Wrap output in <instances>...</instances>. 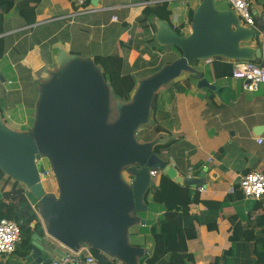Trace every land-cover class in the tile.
<instances>
[{"label": "water", "instance_id": "water-1", "mask_svg": "<svg viewBox=\"0 0 264 264\" xmlns=\"http://www.w3.org/2000/svg\"><path fill=\"white\" fill-rule=\"evenodd\" d=\"M218 1L197 2L188 32H177L170 21L153 17L156 44L175 46L180 55L137 79L128 101L113 97L93 56L60 49L57 67L45 70L37 82L30 127H9L0 111V170L35 198L43 223L44 238L31 235L30 251L23 258L27 264L67 257L47 236L72 252L84 244L123 264H141L148 248L131 243L129 231L145 224L139 213L147 209L149 170L157 168L192 188L204 185L202 173L182 176L154 151L162 139L140 141L136 136L149 122L155 93L181 73L196 75L198 88L216 90L190 61L262 57L257 42L264 22L257 18L255 27L244 26ZM41 158L50 164L56 193L43 187L47 174L40 169Z\"/></svg>", "mask_w": 264, "mask_h": 264}, {"label": "crops", "instance_id": "crops-1", "mask_svg": "<svg viewBox=\"0 0 264 264\" xmlns=\"http://www.w3.org/2000/svg\"><path fill=\"white\" fill-rule=\"evenodd\" d=\"M22 1L15 0L19 4ZM92 1H96V5ZM168 1L172 23L182 22L188 32V11L193 10L199 0ZM249 1L255 21L258 18L264 22L263 0ZM146 4L145 0H88L85 11L75 14L72 0H30L29 6H33L35 12L33 22L24 24L15 11L7 16L8 47L0 59V87L7 93L23 91V96L34 104L37 82L45 76V70L57 67L60 49L76 50L82 56L108 54L118 49L127 62V71L137 79L143 78L144 71L156 65L151 60L162 56L155 49L156 41H149L152 32L140 29L138 17ZM263 30L258 31L257 42L262 47V57ZM170 51L176 53L172 48ZM210 62L198 60L194 67L216 85V90L198 88L196 75L189 82L191 74L181 73L176 81L164 86L162 108L154 114L147 140L159 137L163 143L169 142L167 161L177 173L187 176V169L193 167L196 176L203 174L205 182L202 191L194 189L206 198L224 202L218 210L191 204V212H199L202 219L200 237L188 241L194 254L191 264H209L214 255L219 256L217 264H254L251 262L257 245L253 240L264 248V197L256 205L254 201L230 192L229 188L236 184L244 170L264 173V142H256L257 137L264 138V84L257 91H249L240 79L230 77L215 81ZM179 86L181 89H177ZM22 107L33 115V109L22 102L5 110ZM157 124L163 130L155 133L153 128ZM49 174L47 172L43 187L46 192L54 193ZM9 189L10 185H7L6 190ZM150 198L151 194H148L145 199L147 209L139 213L145 224L135 225L129 231L130 242L147 247V255L152 250V239L148 233L140 232L141 227H149V223L161 214L158 206L153 208L155 205L150 203ZM41 224L43 226L42 221ZM234 224H238V241L230 239ZM46 239L68 255L73 253L55 239L49 236ZM11 256L18 264H27L16 252ZM8 258L0 257V264H8Z\"/></svg>", "mask_w": 264, "mask_h": 264}, {"label": "trees", "instance_id": "trees-1", "mask_svg": "<svg viewBox=\"0 0 264 264\" xmlns=\"http://www.w3.org/2000/svg\"><path fill=\"white\" fill-rule=\"evenodd\" d=\"M29 1L30 0H23L19 4L16 3L15 0H0V59L3 57L5 50L8 47L6 41L7 35H5V32L7 31V16L15 11L18 16L22 18L24 24L34 21L35 12L33 11V6H29ZM145 1L147 4L142 9V12L138 17V22L141 26V30L152 32L151 35H149V41L153 43L155 42L153 33L155 27L152 23V19L155 16L170 21L177 32L185 31V26L182 22L179 24L172 23L171 3L168 0ZM192 11V9L188 11V22L191 21ZM262 43L264 45V32ZM170 48L174 49L177 54L170 51ZM155 49L161 53L162 56L160 59L151 60L152 64L156 63V65L145 70L146 72L144 71L142 77L156 71L163 64L171 62L178 54H180V50L175 46L155 45ZM70 52L80 55L76 50ZM93 61L101 67L104 79L108 83L113 97L121 101H128L136 86L137 78L134 74L127 71V62L118 49L108 54L96 53L93 55ZM197 62L198 60H192L190 61V64L194 66ZM254 62L263 66L264 57L256 59ZM232 68L233 64L231 61L221 57H215L210 62V69L215 81L223 78L229 79L232 76ZM190 76L189 82L193 81L195 78L194 74H191ZM163 89L164 87L159 88L154 95L150 110L152 122L155 112L162 108L161 92ZM177 89H181V87L179 86ZM23 94L24 92L20 90L7 93L5 89L0 87L1 113L5 109L14 108L15 105L21 102L24 103L25 106H29L33 109V101H29L28 98L23 96ZM28 128L23 127L22 130ZM153 130L155 133H158L163 130V127L157 124L154 126ZM145 140L147 139H143L142 141ZM168 145L169 142H165L158 143L154 146V151L165 160H167L168 157L166 151ZM40 169L42 171V168ZM247 172H249V170H244L243 173ZM7 185H10L9 190H6ZM234 188L235 194L239 197H243L237 184L234 185ZM148 194H151L150 203L155 205L153 208L158 206L161 210V214L155 221L149 223V227H141L140 232L148 233L152 239V250L149 255L141 260V264H191L194 261V254L188 247V241L200 237V226L202 224L201 214L197 211L191 212V204L196 203L205 206L209 210H218L223 207L224 202L206 198L194 188L188 185L179 184L161 172L159 173L158 181L155 182L153 180L151 182L149 190L145 195V199L148 197ZM35 202V198L25 190L21 184L12 181L0 170V218H9L17 221L20 229L21 242L17 246L15 252L21 258H24V256L30 251V241L33 233H37L43 238L45 236L41 221L31 207V204ZM261 202L262 201L255 200L254 204L258 205ZM237 228L238 224H234L232 235L230 236L232 241H238V236L236 235ZM247 232L250 233V235H253L251 231L248 230ZM253 242L257 246L253 251L254 260L251 263L264 264V248L255 243V239ZM91 252L96 260V264H123L98 250L91 249ZM218 260L219 256L214 255L209 264H217Z\"/></svg>", "mask_w": 264, "mask_h": 264}, {"label": "built area", "instance_id": "built-area-1", "mask_svg": "<svg viewBox=\"0 0 264 264\" xmlns=\"http://www.w3.org/2000/svg\"><path fill=\"white\" fill-rule=\"evenodd\" d=\"M87 1L88 0H72L76 7L75 14H81L85 11V3ZM221 1L238 15L242 25L255 27V19L251 11L249 0ZM113 19H116V17L114 16ZM229 61L233 64L231 77L242 80L245 89L249 91H257L260 85L264 84V65L260 66L250 60ZM256 142L261 144L264 142V138L257 137ZM195 171L196 169L190 166L187 169L186 177L196 176ZM160 172L161 171L159 169L157 170V168L149 170L151 182L159 176ZM236 184L241 191L243 198L247 200L255 201L264 197V173L260 171L252 170L241 174ZM196 189L202 191L204 188L199 186L196 187ZM234 190V185L229 188L230 192H234ZM36 204L37 202L31 204V207L35 212ZM20 242L21 235L17 221L9 218H0V245H2V247H0V257L13 255ZM50 264H96V260L91 249L87 246L81 245L77 252L67 255V257L62 260L53 259Z\"/></svg>", "mask_w": 264, "mask_h": 264}, {"label": "rangeland", "instance_id": "rangeland-1", "mask_svg": "<svg viewBox=\"0 0 264 264\" xmlns=\"http://www.w3.org/2000/svg\"><path fill=\"white\" fill-rule=\"evenodd\" d=\"M219 6H224L226 7V4H224L222 1L218 2ZM176 79L171 81V84L176 81ZM21 107V106H20ZM2 118L5 121V123L16 130H22L23 127L28 128L31 125L32 122V115H30L28 113V109H24L19 108V109H11V110H5L4 112H2ZM152 120L151 117L149 118V122L145 125H143L137 132V139L142 141L143 139H148L150 137V132L152 131ZM40 166L42 169H44L46 172L50 173L52 176V184H53V188L51 189L54 193L57 192L56 189V183H55V179L53 177V174L51 172V167L49 162L47 161L46 158H41L40 162H39ZM49 174V175H50ZM44 182V181H43ZM45 183H47V180L45 181ZM36 211H38V204H36L35 206ZM8 264H18L10 255L8 258Z\"/></svg>", "mask_w": 264, "mask_h": 264}, {"label": "clouds", "instance_id": "clouds-1", "mask_svg": "<svg viewBox=\"0 0 264 264\" xmlns=\"http://www.w3.org/2000/svg\"><path fill=\"white\" fill-rule=\"evenodd\" d=\"M0 247H2V245H0Z\"/></svg>", "mask_w": 264, "mask_h": 264}]
</instances>
